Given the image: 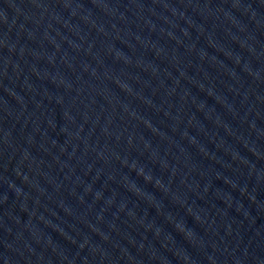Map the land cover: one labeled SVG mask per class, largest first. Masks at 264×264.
Listing matches in <instances>:
<instances>
[{
  "label": "water",
  "instance_id": "water-1",
  "mask_svg": "<svg viewBox=\"0 0 264 264\" xmlns=\"http://www.w3.org/2000/svg\"><path fill=\"white\" fill-rule=\"evenodd\" d=\"M0 264H264V0H0Z\"/></svg>",
  "mask_w": 264,
  "mask_h": 264
}]
</instances>
